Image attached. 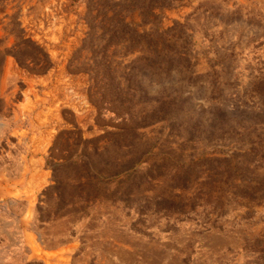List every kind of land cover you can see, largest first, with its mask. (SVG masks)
Returning <instances> with one entry per match:
<instances>
[{
	"label": "rangeland",
	"instance_id": "rangeland-1",
	"mask_svg": "<svg viewBox=\"0 0 264 264\" xmlns=\"http://www.w3.org/2000/svg\"><path fill=\"white\" fill-rule=\"evenodd\" d=\"M264 264V0H0V262Z\"/></svg>",
	"mask_w": 264,
	"mask_h": 264
},
{
	"label": "crops",
	"instance_id": "crops-1",
	"mask_svg": "<svg viewBox=\"0 0 264 264\" xmlns=\"http://www.w3.org/2000/svg\"><path fill=\"white\" fill-rule=\"evenodd\" d=\"M1 260H3V262H0V264H6V263L4 262V258H1Z\"/></svg>",
	"mask_w": 264,
	"mask_h": 264
}]
</instances>
